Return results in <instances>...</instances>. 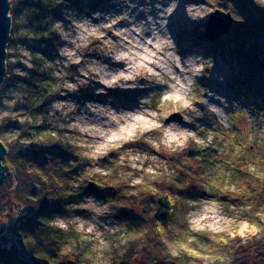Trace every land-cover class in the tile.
I'll use <instances>...</instances> for the list:
<instances>
[{"label": "clouds", "instance_id": "obj_1", "mask_svg": "<svg viewBox=\"0 0 264 264\" xmlns=\"http://www.w3.org/2000/svg\"><path fill=\"white\" fill-rule=\"evenodd\" d=\"M179 3L180 0L169 3L167 18L161 23L163 35L158 41L162 42V50L169 58L170 66L174 58L180 62L177 66L184 68L186 75L182 80H175L163 72H151L134 62L126 63L119 72L108 71L104 65V71L93 74L90 69L99 62L86 63L84 68L78 69L96 80L97 85L104 86V97L117 91L138 93L141 88L167 83L168 87L161 95L154 96L151 91H145L137 95L135 103L129 107H114L111 102L98 100L84 101V111H81V105L77 103L79 96L72 94L88 90V80H69L63 71L56 73L58 97L47 105V119L43 115L34 117L31 113L26 114L17 107L29 102L25 91L7 87L0 95V125L17 121L24 126V132H30L32 126L44 124L49 128L48 139L43 136L21 138L20 130L0 134V155L5 157L0 161V168H6L8 154L18 148L27 152L34 148L47 156L52 153L48 149L63 150L67 147L85 165L69 186V190L79 197L80 210L69 212L62 203L49 221L51 229L68 237L60 249L61 258H75L79 264H119L128 259L127 254L131 251V261L142 264L151 259L156 249V255L164 259L165 264H264V160L245 155V159L235 165L231 161L223 167L218 165L220 171L224 167L239 168L241 175L233 177L232 172H228L215 188L208 183V174H201L205 153L224 141L235 140L242 145L253 141L256 152L264 156V127L257 129V122L245 116L239 135L234 136L232 126L239 121L228 115L233 104L249 110L255 105H242L238 99L229 104L227 98L207 87L208 99H202L199 105L194 102L198 87L196 78L201 77L205 63L211 76L215 60L211 56L205 58L194 53L182 56L179 53L167 27L168 18L177 10ZM10 4L11 0H8V9ZM225 6L239 13L234 0H225ZM184 11L190 21L199 23L211 16L214 9L188 2ZM91 15L99 19L102 13L95 11ZM9 16H6L8 22ZM82 23L92 26L91 20L86 19ZM92 27L99 32L103 25ZM54 28L61 39H70L71 33L62 23L57 22ZM13 44L14 47L10 48L9 45ZM29 44L31 41L27 44L14 42L8 36L3 46L5 82L8 80L9 63L23 65V69L13 67L12 72L22 78L29 77L28 70L34 67ZM102 49L105 55H112L114 59H130L116 56V45L109 44L103 48L102 42ZM81 59L82 56L71 58L70 63L79 64ZM97 85L94 94L100 90ZM5 87L6 84H0V88ZM69 96L75 99H68ZM165 105L171 108V112L162 110ZM209 113L217 119V128L205 129L201 134L198 121ZM189 153L193 154L192 158H189ZM93 185L97 191L88 192L87 189ZM129 185L132 187L126 188ZM58 187L64 189L63 184ZM177 188L189 190L193 196L188 197ZM104 189L126 192L127 202L113 203L97 195ZM212 193L211 197L206 195ZM149 197L155 201H167L170 210L168 224L155 219L158 203L151 202ZM61 200L66 198L61 197ZM55 203L49 201L50 205ZM130 208L133 210L129 211ZM29 209L32 212L37 210L22 207L18 218H0V227L20 220L21 213ZM123 211L130 212L131 216L145 217L135 232H130L128 222L121 220ZM203 237L208 238V248L200 244ZM23 247L31 254L24 244Z\"/></svg>", "mask_w": 264, "mask_h": 264}, {"label": "trees", "instance_id": "obj_2", "mask_svg": "<svg viewBox=\"0 0 264 264\" xmlns=\"http://www.w3.org/2000/svg\"><path fill=\"white\" fill-rule=\"evenodd\" d=\"M253 2L257 7L253 8ZM14 3L17 4V7L24 4L31 8L32 15L29 19L28 33L34 42L33 48L35 45L46 42L50 18L59 14L55 0H16ZM13 4L11 3L12 9L10 11L12 17L16 16L17 13V7ZM236 4L239 13L236 11L234 13L233 28L229 34L227 45H224L222 54L221 50L218 49L217 53L219 52L225 60H236L238 72L233 75L232 82L240 90L248 92L251 103L256 102L258 106H261L264 104V10L259 8H264V0H238ZM13 38L10 37L11 40H14ZM15 38H18V35ZM42 52V58L48 57L46 50ZM34 62L38 71L43 69L45 65L43 59ZM12 68V65L9 64L8 80L6 82L4 80L2 83L6 84V87L0 89L5 90L9 86H19L22 91L27 93L29 110L34 113H46L47 105L58 97L57 78L53 77L48 82L43 83L42 78L34 80L17 76L12 72ZM38 75L40 74L38 73ZM32 128L37 129L39 137L43 136L48 139L49 130L45 125L41 127L32 126ZM206 128L208 130L216 129L217 126L212 120H204L201 130ZM41 129L45 132H41ZM228 143L231 145V147L228 145L231 150L229 151L232 152L229 153L230 157L222 156L219 158V156H215L217 152V148H215L207 151L201 161V174H208V183L213 188L223 182L228 172H232L233 177L241 175L240 169L235 167H224L223 171H213L215 162L217 163L218 160L221 161L223 167L229 161L235 165L245 159V154H242L235 147L237 146L236 143L233 141ZM239 145L242 144L239 143ZM246 150L248 157L264 160V156L256 152L255 145L246 148ZM48 151L52 153L46 156L34 148L29 149L28 152L18 148L7 156L6 167L9 174L4 181L0 182V218L7 220L14 217L18 218L22 207H34L37 210L32 212L29 209L28 212H22L20 220L13 221L10 226L0 227V264H79L75 258H61L60 249L62 244L68 241V237L58 230L51 229L49 221L53 212L60 210L59 207L62 203L69 212L75 208L76 203H79V197L69 190V186L74 181L78 171L85 165L79 158L74 157L72 151L67 147H64L63 150L54 147ZM192 155L189 153V158H192ZM182 175L186 174L182 173ZM60 184L64 185L63 190L58 187ZM131 187V185L126 186V188ZM104 190L109 191L111 196L113 195L110 202H127L126 192H121L119 189L117 191ZM177 191L186 196L191 192L180 188H177ZM61 197L66 198V200L62 201ZM222 199L226 200L227 198L223 197ZM149 200L158 203L155 219L160 223L168 224L170 210L167 201H155L153 197H149ZM49 201L56 203L50 205ZM132 210L129 209V211ZM123 214L129 221L130 232H135L145 220L143 215L131 216V213L127 211H123ZM22 243L33 257L24 249ZM200 244L209 245L208 238L203 237ZM156 251L154 249L151 259L143 261L142 264H165L164 259L156 255ZM128 255L132 257V252L130 251ZM82 259L81 257L80 260Z\"/></svg>", "mask_w": 264, "mask_h": 264}, {"label": "rangeland", "instance_id": "obj_3", "mask_svg": "<svg viewBox=\"0 0 264 264\" xmlns=\"http://www.w3.org/2000/svg\"><path fill=\"white\" fill-rule=\"evenodd\" d=\"M14 1L16 0H11V3L13 4ZM121 1L122 0H60V2L58 3L57 0H55V3L58 6L57 9L59 8V14L58 16L54 15L50 18L48 25L47 41L43 42L42 44L40 43L41 45H35V48H33L34 42L28 33L29 19L32 15L31 8L27 7L24 4H20L17 7V4L14 3L13 5L17 7V13L14 17H12L10 13L12 19L10 37H14V42L24 44H27L28 41H31L29 47L33 56L34 67L31 70H28L29 77L26 79L36 80L42 78V82L44 83L45 81L48 82L49 79L51 80L53 77L57 78L56 73L60 71H63L65 74V78L69 80L77 78L87 79L88 85L86 87L88 88V90L83 91V93L81 94H72L79 96L77 103L81 105V111H84V101L94 100H98L101 102H111L114 107L121 105L129 107L135 103V98L137 95H142L145 91H151L154 96H159L162 94L163 89H166L168 87L167 83L161 82L159 84L152 85L149 89L141 88L138 90V93L117 91L110 93L108 97H104V86L97 85L98 82L96 80L90 79L88 76L84 75L83 72L78 71V69L84 68L86 63L90 62H99L96 67L90 69L93 74H95V72L97 71H104V65H106L107 70L111 72H119L122 70V67L120 65H114V61L116 60L113 58L112 55L104 54V51L102 49L103 42V48H107L109 44L117 46V50L115 52L116 56L119 54H124V56L130 57L132 63L134 62L142 68L146 67L151 72L162 71L166 76H173L175 80H182L183 76L186 75V73L184 72L183 67L177 66L180 62L172 58L170 66L169 58L165 57L162 47L161 51H158L155 54V57L152 58V46L148 42H146V40H151L150 36L148 35L150 32L149 26H151L150 22L163 21H161L158 16H166L163 10L166 11V9L169 7V4L167 3L171 2V0H128V5L130 4V7L127 8V13L125 15L121 13V10L123 8V3H121ZM160 1L162 2L161 4H159ZM237 1L238 0H234L235 4L237 3ZM146 2H150L151 4H148ZM194 3L204 4L208 7L213 8L214 10L219 8L224 11H231L234 17L235 10L229 8L228 6H225V0H194ZM140 6L146 7V9L143 10V13H140ZM254 7L256 6L253 4V8ZM95 11H99L102 13L99 19L92 17L91 14ZM156 12L158 14H156ZM154 16L157 17L155 20L153 19L155 18ZM209 18L210 16L205 20H201L199 23H194L189 19L187 21L182 19L180 20V25H176L175 20H178L176 17L174 19H168V25L173 26L172 28H168V31L174 38L179 48V53L182 56H187L188 54L194 53L196 55H202L205 58L211 56L215 60V66L211 72V76H209L207 64L205 63L204 71L201 73V77L196 78V83L198 87L194 96V102L199 105L202 99H208L206 90L207 87L217 95L227 98L229 104H231V101L233 99H238L240 100L242 105H255L252 106L251 110H249L245 106H240L236 103L233 104L232 111L229 112L228 115L234 116L239 121L238 124H234L232 126L234 136L239 135L240 127L244 123L245 116H250L253 121L257 122V129L264 127V104L258 106L256 102L251 103L248 92L240 90L237 85L232 82L233 75L238 72V64L236 60H225L221 57L219 52L217 53L218 49L219 51L221 50L220 52L222 54V49L225 48L224 45H227L229 34L233 28V24L229 33L222 35L220 39L216 41H211L205 34V27ZM86 19L91 20L92 26L103 25V27L100 28L99 32H97L95 31L94 27L82 23ZM113 19L116 20L113 21V23H110V20ZM57 22L62 23L65 29L71 33L69 40L61 39L59 33L54 28ZM139 23L144 25L142 33L139 32V29L136 26V24ZM145 25L148 26L145 27ZM155 33H157L156 36L158 37L163 35V31L159 30V28L155 31ZM16 35H18V38H15ZM118 35H121V38H119ZM128 35H132L138 42H140L139 46L144 47L145 51H148L150 54L147 53V55H145V53L141 50H137L134 45H129V40L131 38H128ZM9 47H14V44L9 45ZM44 50L47 51L48 57L42 58V51ZM131 51L137 53L134 58H131V55L129 53ZM81 56L83 57V59L80 60L79 64L70 63L71 58H80ZM111 57L113 59H111ZM143 57H145L149 61H154L156 66L150 67L147 63H144L142 60ZM39 59H43L45 65L43 69L38 71V69H36L34 61H38ZM181 60H183V58H181ZM108 62H110V64H108ZM116 63L119 62L117 61ZM12 67H20L22 69L24 68V66L20 64L12 65ZM176 67L181 68L182 71L177 72ZM38 73L40 75H38ZM221 77L223 78L222 80ZM96 85L100 88V90L97 91L96 94H94ZM9 87H14L22 91L19 86ZM6 90L7 88L5 90L0 89V95H2L3 91ZM59 98L65 99V97ZM67 98L75 99V97L71 96ZM213 102L217 104L219 103V101ZM172 106L175 107V103H173ZM17 107L22 108L26 114L31 113L34 117L43 115L45 119H47V112L34 113L29 110L28 104L17 105ZM162 110L171 112V108H169L167 105H165ZM204 120H212L214 121L216 126L218 124L217 119L209 113L203 119L198 121L200 124V129L202 128V123ZM44 125L46 126L47 130H49L48 125ZM41 126L42 125L37 127ZM23 128L24 126L20 125L19 122L9 121L3 125H0V134L11 133L13 131L20 130L22 134L21 138H24L25 136L39 137L36 128H31L30 132H24ZM40 131L43 133L45 132V130L42 129ZM201 134H203L202 130ZM228 142L229 141H224L218 144L215 156H219V158L224 156L225 158H227L232 153L229 149V146L231 147V145ZM233 142L236 143L237 146L235 147L238 148L237 150H239L242 154L245 155L247 152L246 148H251L254 146L253 141H248L246 145H239V142L235 140H233ZM218 165L222 167L220 160H218L217 163L215 162V169H213V171H219L217 167ZM83 169L84 167L78 171V173L75 175L74 180L79 177ZM213 179L215 180L216 178ZM87 191L93 192L97 190L95 189L94 185V189H87ZM114 191H117V189ZM109 193V191L103 190L101 192H97V195L102 196L104 199L110 202V199L113 198V195L111 196V194ZM206 195H209L211 197L214 194ZM187 196L192 197L193 193L190 192L187 194ZM74 207V209H76L77 211L80 210L79 203H76V206ZM121 220H126L127 222H129L125 214L122 215V213ZM201 246L203 248L209 247V245L207 244ZM193 251H199V249H194ZM119 264H134V262L131 261V257H129L128 255V259L120 261Z\"/></svg>", "mask_w": 264, "mask_h": 264}, {"label": "water", "instance_id": "obj_4", "mask_svg": "<svg viewBox=\"0 0 264 264\" xmlns=\"http://www.w3.org/2000/svg\"><path fill=\"white\" fill-rule=\"evenodd\" d=\"M8 0H0V84L4 81L5 76V68H4V61L6 59L3 46L5 41H7L8 36L10 38V30H11V24L12 19L10 11H11V4L8 9ZM8 11V12H7ZM6 16H9V22L6 18ZM234 17L231 11H224L222 9H215L211 16L206 23L205 27V34L211 41H216L220 39V37L224 34H227L231 30V26L233 24ZM8 23H9V32H8ZM8 34V35H7ZM0 152H2V149H0ZM5 160V157L3 155H0V161ZM9 174L8 168H0V182L4 181V179ZM90 189H94V185L90 186Z\"/></svg>", "mask_w": 264, "mask_h": 264}, {"label": "bare ground", "instance_id": "obj_5", "mask_svg": "<svg viewBox=\"0 0 264 264\" xmlns=\"http://www.w3.org/2000/svg\"><path fill=\"white\" fill-rule=\"evenodd\" d=\"M127 2V3H126ZM188 2H194V0H180V3H179V6H178V8H177V10L172 14V16L171 17H169V18H171V19H174L175 17L179 20H175V23H176V25H180V23H181V21L180 20H185V21H187L188 20V18H187V16H186V14H185V11H184V5H185V3H188ZM121 3H123V8H122V10H121V13H123L124 15L127 13V8H129L130 7V4L128 5V0H122L121 1ZM146 3H148V4H151L150 2H146ZM162 2L160 1L159 2V4H161ZM170 3V2H169ZM169 3H167V4H169ZM139 9H140V13H143V10L144 9H146V7H139ZM142 9V10H141ZM163 12H164V14H166V11L165 10H163ZM156 14H158L157 12H156ZM119 17H121V16H119ZM155 18H153L154 20L157 18L156 16H154ZM158 18L159 19H161V21L162 20H164V19H166L167 18V16H163V17H161V16H158ZM168 18V19H169ZM116 19H113V20H110V23H113V21H115ZM161 23L162 22H160V21H155V22H150V25L151 26H149V29H150V32H149V36H150V39L153 41V43H149V41H147L146 40V42H148L151 46H152V50H151V53H152V58L153 57H155V54L158 52V51H161V45H162V42H159L158 41V36H156L157 35V33H155V31L156 30H158V28H159V30H162V28L160 27L161 26ZM136 26H137V28L139 29V32L140 33H142V29L144 28V25H142L141 23H139V24H136ZM146 26H148V25H145V27ZM169 26V27H168ZM167 27L168 28H172L173 26L172 25H168ZM109 29V28H108ZM119 33H121V32H119ZM118 37L119 38H121V35H118ZM128 38H131L130 40H129V45H134L136 48H137V50H141L142 52H144L145 53V55H147V53L148 54H150L148 51H145V49H144V47H140L139 46V44H140V42H138L132 35H128ZM150 40V41H151ZM146 44V43H145ZM130 53V55H131V58H134L135 56H136V52H134V51H131V52H129ZM120 55H123L124 56V54H119V55H117V56H120ZM126 57V56H125ZM111 59H113L112 57H111ZM116 61H114L115 62V64L114 65H120L121 67H122V69L125 67V65H126V63H132L131 62V59H129V60H127V61H125V60H117V59H115ZM142 60H143V62L144 63H147L150 67H155L156 65H155V62L153 61L152 62V60L151 61H149V60H147L145 57H143L142 58ZM119 62V63H116V62ZM108 64H110V62H108ZM146 68V67H145ZM147 69V68H146ZM176 71L177 72H181L182 71V69L181 68H179V67H176ZM162 72V71H161Z\"/></svg>", "mask_w": 264, "mask_h": 264}]
</instances>
